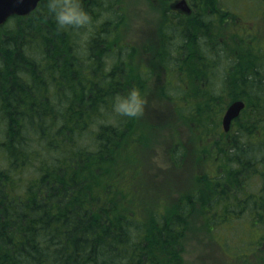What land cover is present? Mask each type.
Here are the masks:
<instances>
[{"label":"trees","instance_id":"trees-1","mask_svg":"<svg viewBox=\"0 0 264 264\" xmlns=\"http://www.w3.org/2000/svg\"><path fill=\"white\" fill-rule=\"evenodd\" d=\"M221 1L191 0L207 19L222 24L231 13L219 10ZM117 2L83 0L94 20L86 38L58 29L45 0L31 19L15 16L1 27L0 264H180L189 230L215 237L227 257L259 252L264 70L256 65L262 62L242 71L240 62L225 56L205 61L196 48L203 66L193 67V89L181 94V86L180 94L169 96L184 102L192 123L210 136L202 151L217 174L203 176L193 196L199 200L159 205L149 211L148 222L112 196L113 173L130 138L138 135L137 119L115 115L110 101L133 86L143 92L151 76L137 71L129 63L132 50L118 43L124 19ZM184 16L168 17L163 33L165 40L181 43L184 57L194 58L184 45L203 40L199 33L210 34L215 23L195 25ZM224 64L229 70L223 77L218 73ZM234 100L246 106L226 132L221 120Z\"/></svg>","mask_w":264,"mask_h":264},{"label":"rangeland","instance_id":"rangeland-1","mask_svg":"<svg viewBox=\"0 0 264 264\" xmlns=\"http://www.w3.org/2000/svg\"><path fill=\"white\" fill-rule=\"evenodd\" d=\"M179 1L118 0L115 8L124 19V24L118 28V43L132 50L129 63L137 71H151V76L142 92L146 99L145 112L136 118L134 130L138 136L130 138L124 158L113 173L117 187L113 186L112 196L122 200L130 212L136 208L138 217L148 222L149 211H157L159 205L169 207L182 200H199L193 196L202 189L203 176L217 174L216 165L202 151L204 141L210 136L204 137L201 129L192 123L189 109L181 108L186 107L184 102L169 98L180 94L181 86L185 89L181 94L193 89L196 79L193 67L203 66L194 50L199 48L200 54L206 55L205 61L211 55L218 56L217 59L225 56L232 64L240 62L236 66L242 71L258 62L262 63L256 66L264 70V0H222L219 10L231 13L222 24L217 23L215 17L210 20L205 17L204 21L200 20V15L194 18L195 25L215 23L210 34L208 31L206 35L199 33L203 38L200 43L192 40L194 43L184 45L185 52L188 49L194 58L190 54L184 57L181 43L165 40L163 33V23L168 17L175 21L186 18L184 11L179 14L171 11ZM31 18L32 15L25 20ZM160 57L163 58L160 60ZM235 59L238 60L233 61ZM220 64L221 61L215 60L219 68ZM228 70L224 64L218 74L224 77ZM200 117L205 116H197L196 120ZM185 244L180 264H259L264 258V245L247 258L227 257L222 242L218 244L215 237L199 230H189Z\"/></svg>","mask_w":264,"mask_h":264},{"label":"clouds","instance_id":"clouds-1","mask_svg":"<svg viewBox=\"0 0 264 264\" xmlns=\"http://www.w3.org/2000/svg\"><path fill=\"white\" fill-rule=\"evenodd\" d=\"M45 8L60 30L79 32L82 38L93 30V16L83 6V0H45ZM110 103L115 115L128 118L142 116L146 107L145 96L136 86L116 93Z\"/></svg>","mask_w":264,"mask_h":264},{"label":"water","instance_id":"water-1","mask_svg":"<svg viewBox=\"0 0 264 264\" xmlns=\"http://www.w3.org/2000/svg\"><path fill=\"white\" fill-rule=\"evenodd\" d=\"M40 2L41 0H0V26L5 24L12 16L30 14L38 7ZM173 8L190 13L186 0H181ZM244 108L245 103L242 100H237L229 106L222 121L226 132L230 131L233 121L240 116Z\"/></svg>","mask_w":264,"mask_h":264},{"label":"flooded vegetation","instance_id":"flooded-vegetation-1","mask_svg":"<svg viewBox=\"0 0 264 264\" xmlns=\"http://www.w3.org/2000/svg\"><path fill=\"white\" fill-rule=\"evenodd\" d=\"M187 1V4H188V6H189V9H190V13H185L189 18H191L192 20L194 19V18H197L198 17V15H200V17H206V16H204V15H202L201 13H199L198 12V9H201L202 8V6L200 5V6H198L197 4L196 5H194L192 2H191V0H186ZM175 11H177V10H175ZM177 12H180V13H182L181 11H177ZM207 13H210V10L207 12ZM184 14V13H183ZM231 17V15L229 16V18ZM219 18V17H218ZM217 18V19H218Z\"/></svg>","mask_w":264,"mask_h":264}]
</instances>
